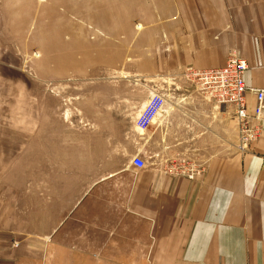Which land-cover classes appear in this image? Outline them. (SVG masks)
Segmentation results:
<instances>
[{
	"label": "crops",
	"instance_id": "1",
	"mask_svg": "<svg viewBox=\"0 0 264 264\" xmlns=\"http://www.w3.org/2000/svg\"><path fill=\"white\" fill-rule=\"evenodd\" d=\"M139 2L156 6V32L146 41L140 34L132 52L142 56L141 70L160 72L175 85L152 127L130 138L129 152L145 165L84 154L75 167L86 168L81 179H91L77 182L78 201L68 208L65 178L73 164L66 148L53 140L48 153L47 144L49 199H59L50 203L59 223L47 230L75 224V238L21 242L20 264H264V110L258 137L240 151L234 108L174 81L188 66L218 67L236 54L249 64L245 83L264 87V0ZM246 101L252 113L254 94ZM173 150L202 156L199 173L171 172ZM150 155L156 158L148 161ZM68 215L74 218L64 227ZM24 248L39 261H26Z\"/></svg>",
	"mask_w": 264,
	"mask_h": 264
},
{
	"label": "rangeland",
	"instance_id": "2",
	"mask_svg": "<svg viewBox=\"0 0 264 264\" xmlns=\"http://www.w3.org/2000/svg\"><path fill=\"white\" fill-rule=\"evenodd\" d=\"M155 12L156 6L139 0H0V258L4 264L21 263L17 250L26 240L75 238V224L47 230L59 223L50 204L59 199H49L47 144L48 153L53 140L56 147L66 148L73 164L65 178L67 194L72 195L68 208L78 201L73 198L80 191L77 182L91 179V175L81 179L86 168L75 167V160L84 154L96 157L99 151L101 158L130 164V138L143 133L134 125L143 102L152 89L169 96L175 86L160 72L141 70L142 56L132 52L140 34L145 41L155 36ZM137 23L143 25L141 30ZM174 81L203 93L180 74ZM232 119L228 110L229 142ZM201 160L202 156L173 150L167 163L200 168ZM72 218L66 216L64 227ZM25 250L26 261H39Z\"/></svg>",
	"mask_w": 264,
	"mask_h": 264
},
{
	"label": "built area",
	"instance_id": "3",
	"mask_svg": "<svg viewBox=\"0 0 264 264\" xmlns=\"http://www.w3.org/2000/svg\"><path fill=\"white\" fill-rule=\"evenodd\" d=\"M248 68L249 64L244 58L229 54L221 66L203 69L188 66L181 72L182 78L194 83L214 103L227 104L234 108L238 127L237 149L240 151L247 150L249 144L258 137L261 129L259 124L264 110V87H252L245 83L244 73ZM248 93L254 94L256 99L252 113L249 112L247 106ZM165 104L166 94L158 88L152 89L134 118L135 127L141 131L146 130L152 118L161 113ZM130 164L136 168H142L145 161L136 153L130 158ZM187 165L186 167L183 164L170 165V168L189 178L199 173L200 168L191 163Z\"/></svg>",
	"mask_w": 264,
	"mask_h": 264
}]
</instances>
